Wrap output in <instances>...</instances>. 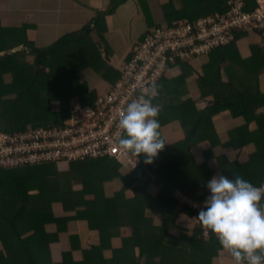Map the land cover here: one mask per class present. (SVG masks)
<instances>
[{"label": "trees", "instance_id": "1", "mask_svg": "<svg viewBox=\"0 0 264 264\" xmlns=\"http://www.w3.org/2000/svg\"><path fill=\"white\" fill-rule=\"evenodd\" d=\"M125 1L111 0L106 9L97 11L81 32L66 35L47 49L34 46L31 50L35 55L34 63L26 62L24 66L19 63L18 56L26 55L25 50L0 55V134H15L49 125L61 126L70 119L71 104L76 98L84 109L95 108L98 98L89 92L87 82L81 81V69L93 67L113 85L119 80L122 69L113 75L111 69L93 66L92 59L97 50L91 44L89 34L96 28L104 38L99 27L101 19ZM173 2L168 0L163 5L165 11H170L164 23L167 27L229 8L227 0H183L185 5L180 9L175 8ZM246 3V9L255 5L254 0H246ZM139 5L149 18L151 2L139 0ZM162 26L157 24L146 34ZM8 35L3 37L0 24V36L3 37L2 40L0 37V43L20 45V41L13 42ZM261 36L264 38L262 33ZM235 40L213 47L201 56L213 54L225 46L232 48ZM26 42L25 38L21 44L31 45ZM256 48V57L264 58L262 50ZM234 52L232 49L228 53L233 56ZM222 55L224 53L220 57ZM215 59V56L210 59L203 75L197 77L198 91L202 96L208 93L213 96L210 107L203 111L197 110L193 96L183 99L182 96L190 93L187 85L168 80L175 67L183 69L191 61L179 59L169 64L168 75L160 80L152 97V103L158 106L156 118L166 143L151 163L145 162L141 154V163L135 169L124 168L111 158L68 165L47 163L18 169L0 167V264H211L214 252L210 243L215 240L214 232L208 239L203 238L200 232L191 239L185 237L184 241L176 238L177 244L173 243L175 238L168 230L181 216L192 217V210L173 196L176 188L198 200L209 193L206 181L213 172L209 171L206 160L212 151L202 152L201 147L209 143L214 148L219 143V139L213 137L212 121L219 113L228 111L233 117L239 116L246 121L228 133L229 146L226 145L233 150L252 146L253 150L245 161H239L243 157L239 153L233 160L225 156L216 157L221 174L231 176L235 173L255 185L264 183V112H259L264 108V93L259 91L258 84L264 65L246 69L245 72L251 75L248 78L224 82L220 72L221 59L216 63ZM49 62L52 71L47 70ZM100 62L104 61L101 59ZM188 69L186 74L189 76L191 68ZM7 71L12 75L19 71L13 75L15 81L9 85L3 82ZM204 89L208 91L204 92ZM246 92L253 95H246ZM56 109L60 111L56 112ZM253 121L257 125L250 130L248 125ZM175 122L179 128H174ZM195 149L201 151L206 160L203 158L197 162ZM59 169L67 170L62 173ZM115 180L122 183V189L114 197H106L104 184ZM76 184L82 185V191L75 190ZM152 186L160 190L156 197L148 193ZM179 205V212L175 213ZM154 216H162L161 227L155 225ZM72 222H85L88 229L97 234L100 243L83 249L78 234L70 231ZM48 225H56L57 231L48 232ZM66 233L71 247L63 250L60 243ZM116 240H120L119 246L114 245ZM199 244L202 250L195 256L194 248ZM196 259L200 262L197 263Z\"/></svg>", "mask_w": 264, "mask_h": 264}, {"label": "crops", "instance_id": "2", "mask_svg": "<svg viewBox=\"0 0 264 264\" xmlns=\"http://www.w3.org/2000/svg\"><path fill=\"white\" fill-rule=\"evenodd\" d=\"M151 1L152 0H149V3ZM167 1L168 0L160 1V8L162 10L161 16L163 20L162 23L157 21L154 15L153 7L151 8L152 11H150V17L147 18L139 5V0H127L120 4L114 12H111L103 17L100 21L99 27L102 30L104 38H101L96 28H94L89 34V39L92 42L91 44L97 50V55H95L92 59L93 66L97 65L102 70L104 68L111 69L113 75H115L116 72H119L120 69H122L124 61L130 58L132 45L136 41L142 39L149 28L151 29L157 24L167 22L166 20L170 11L166 10L168 11L166 12L165 9H163V5H165ZM110 2L111 0H0L1 34H3V37L6 36V34H9L8 37L13 42L20 41V45L14 46H12L10 42H1L0 55L25 50L26 55L23 53L21 54L22 57L19 60V63H22L23 66L26 62L34 63L35 55H33V51H31L34 46L47 49L53 46L64 36L81 32L83 27L91 22L95 15H97V11L106 9ZM173 4L177 9L183 8L185 5L183 0H174ZM174 12L175 11H173V13ZM175 16L176 15L174 14V17ZM189 16L190 15H187V17ZM3 37H1V40ZM25 38L27 41L26 43H31V45L26 47L21 44ZM88 41L87 45H89ZM7 46L10 48H6ZM87 47L88 46H86V48ZM255 47L259 48V50L261 49L262 55L264 56V38L261 34L254 31L245 32L244 34L238 36V38L234 41V46L232 48L225 46V48H221L214 53L212 52L213 54L199 56L193 59V61L191 60L190 65L186 64L183 69L182 67H178V69L175 67L173 72H171L172 76L170 74L171 79L168 80L171 82H181L187 85V90H190V93L185 96H182L183 94H181V96L183 99L193 96L197 110L203 111L204 109L210 107L213 102V96L209 93L202 96V94L198 91L199 86L197 77L203 75L204 68L209 64L210 59L214 56L219 60L221 59L219 62L221 67L220 72L224 82H228L230 79L248 78L251 75H248V73L245 72L247 71L246 69L264 65V58L262 57V60L256 57ZM232 49L235 50L233 56L231 53H228ZM107 53L108 56H106ZM221 53H224L222 57H220ZM101 59L104 62L99 63ZM217 59H215V63L218 62ZM48 64L47 70L52 71V66L50 65L51 63L49 62ZM76 64H78V62H76ZM188 68H191L190 71L192 73H189V76L186 74V69L188 71ZM180 69H182V74L180 73L181 75L179 74ZM81 70L82 71L79 72L81 81L87 82L89 92L94 93L97 98L110 91L113 84L108 82V80H105L103 75L97 72L93 67H84ZM261 70L258 84L259 91L264 93V70L262 68ZM16 73L18 74L19 71H14L13 75L15 76ZM178 74L179 78L178 80H175L177 79L176 77ZM13 75L12 72H5L3 75V82L6 85H9L12 81H15V77ZM163 87L165 86L163 85L161 87L162 90ZM207 91L208 89H204V92ZM246 95L252 96L253 94L246 92ZM7 96L9 97L10 95ZM7 96L4 98H7ZM254 96H256V94ZM80 108L84 109L81 106L80 100L78 98L74 99L71 104V117L68 120H72L75 117L76 111ZM55 111L57 112L60 110L56 109ZM259 112H264V108H261ZM212 121L213 128L215 129L213 137L214 139L218 138L219 143L216 144L214 148H212L209 143L202 145V152L207 150L212 151L210 156H207L208 161L201 155V151L198 152V150L195 149L194 152L196 153L195 159L197 162L203 160L204 158V160L209 163V171L213 172V176L214 174H221L220 166L218 162L215 161L216 157L225 156L226 158L233 160L236 159L237 154L239 153L243 156L239 158V161H245L253 150H251L252 146L244 148L243 150H233L228 147V133L236 127L244 125L246 123L244 118L239 116L233 117L230 112L224 111L215 116ZM256 125L255 121H253L249 123L248 126L250 130H254ZM173 126L174 128H179V124L176 122L173 123ZM165 130H167L166 127ZM164 138H166L165 135L163 139ZM192 160H194L193 156ZM124 168L128 167L125 166ZM115 181L117 182V180ZM118 182L120 183V181ZM79 185L82 186L81 184ZM177 190H180L190 196L181 188H176L173 193L174 197ZM159 192L160 190L158 187L152 186L148 188V193L153 197L158 196ZM131 196H133V193H131ZM178 209H180V205L179 207H176L174 212H179ZM147 211L149 210L147 209ZM153 218L155 219V225L157 227H161L160 225L163 220L162 216H154ZM69 227L72 233H77L80 237L83 249H90L92 246L100 243L97 234L89 230L85 222H72L69 224ZM47 231L52 233L56 232L57 226L48 225ZM197 232L199 231L194 225L192 217L191 219H188L184 216H181L179 220H176L175 226H172L171 229L168 230V233L175 238L173 243L177 244L178 242L176 241V238H181L184 241L185 237H187V239H191ZM63 235H65V238L63 237L64 239L61 241L60 247L63 250H68L71 247L68 240L69 234L66 233ZM210 244H212L211 250L214 252L211 264H234L231 253L220 245L217 236H215V240ZM114 245L119 246L120 240H116ZM201 250L202 247L200 244L195 247V256L199 255ZM205 255L208 257L207 254ZM196 262H200V259H196Z\"/></svg>", "mask_w": 264, "mask_h": 264}, {"label": "built area", "instance_id": "3", "mask_svg": "<svg viewBox=\"0 0 264 264\" xmlns=\"http://www.w3.org/2000/svg\"><path fill=\"white\" fill-rule=\"evenodd\" d=\"M227 0L229 8L195 21L186 20L174 26L153 28L131 47L119 80L110 91L99 96L94 109L76 111L64 126L30 129L15 134H0V167L18 169L50 163L68 165L73 162L116 159L130 169L141 163L139 156L122 150L118 140L123 130L119 114L128 102L136 99L140 89L150 90L170 71L169 64L207 54L213 47L229 43L243 32H260L264 36V0ZM177 190L178 202L192 210V220L203 238L212 231L197 217L204 201Z\"/></svg>", "mask_w": 264, "mask_h": 264}, {"label": "clouds", "instance_id": "4", "mask_svg": "<svg viewBox=\"0 0 264 264\" xmlns=\"http://www.w3.org/2000/svg\"><path fill=\"white\" fill-rule=\"evenodd\" d=\"M157 88L155 82L150 84V90L141 88L138 97L127 103L118 118L123 130L118 140L121 149L137 156L143 154L147 163L166 143L156 118L158 106L152 103ZM50 126L55 125L46 127ZM206 187L209 195L197 215L201 224L216 234L220 245L231 253L234 264H264V183L255 185L235 173L214 174L207 179Z\"/></svg>", "mask_w": 264, "mask_h": 264}, {"label": "rangeland", "instance_id": "5", "mask_svg": "<svg viewBox=\"0 0 264 264\" xmlns=\"http://www.w3.org/2000/svg\"><path fill=\"white\" fill-rule=\"evenodd\" d=\"M160 1L161 0H152L151 1V5L153 7V11H154V15L157 19L158 22L162 23L163 20H162V10L160 8ZM164 25V23L162 24ZM1 37V36H0ZM22 57V55H19L18 56V60H20ZM60 171H63L62 173H65V170H62V169H59ZM121 184V185H120ZM82 186H80L79 184H76L75 185V190L78 192V191H82L81 189ZM104 190H105V196L106 197H114L115 196V193L119 190L122 189V183H119L118 181H111V182H107L106 184H104ZM35 194H37V192H34Z\"/></svg>", "mask_w": 264, "mask_h": 264}]
</instances>
